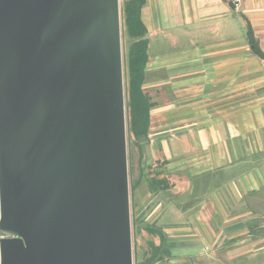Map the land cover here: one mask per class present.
<instances>
[{
  "label": "water",
  "instance_id": "water-1",
  "mask_svg": "<svg viewBox=\"0 0 264 264\" xmlns=\"http://www.w3.org/2000/svg\"><path fill=\"white\" fill-rule=\"evenodd\" d=\"M120 0H0V264H134Z\"/></svg>",
  "mask_w": 264,
  "mask_h": 264
},
{
  "label": "crops",
  "instance_id": "crops-1",
  "mask_svg": "<svg viewBox=\"0 0 264 264\" xmlns=\"http://www.w3.org/2000/svg\"><path fill=\"white\" fill-rule=\"evenodd\" d=\"M141 19V141L169 185L152 197L145 182L169 252L158 264H264V60L247 37L264 53V0H146Z\"/></svg>",
  "mask_w": 264,
  "mask_h": 264
},
{
  "label": "trees",
  "instance_id": "trees-1",
  "mask_svg": "<svg viewBox=\"0 0 264 264\" xmlns=\"http://www.w3.org/2000/svg\"><path fill=\"white\" fill-rule=\"evenodd\" d=\"M146 0H124L122 3L124 38L128 44L126 55V114L128 129L131 137L140 144L147 139L150 129V116L153 103L149 95L144 91L145 68L148 62V39L141 13ZM248 41L255 55L264 60V53L260 49L251 29L247 32ZM130 137V138H131ZM143 143V142H142ZM158 173H154L148 179V188L152 194L166 191L169 187L165 180H158ZM142 178L135 184V188L141 184ZM144 231L150 235L157 236L160 244H150V257L145 264H158L163 262L169 252L166 247V239L158 224H143Z\"/></svg>",
  "mask_w": 264,
  "mask_h": 264
},
{
  "label": "rangeland",
  "instance_id": "rangeland-1",
  "mask_svg": "<svg viewBox=\"0 0 264 264\" xmlns=\"http://www.w3.org/2000/svg\"><path fill=\"white\" fill-rule=\"evenodd\" d=\"M124 0H120L122 5ZM121 27H122V51H123V67H124V84H125V99H126V55L128 44L124 38V27H123V13L121 6ZM128 127V120H127ZM126 127V128H127ZM129 129L127 128V151H128V171H129V188H130V213H131V227H132V250H133V262L134 264H145L149 260L151 249L150 244H160V239L157 236H153L145 232L143 224H155L150 223V214L152 208H148L149 196L145 182L150 179L156 171L153 166L155 163L149 160L151 158V153L147 154V149L144 141L140 144L136 143L131 137ZM145 148L146 154H143V149ZM151 165V166H150ZM157 173V172H156ZM142 178L141 184L136 188L134 184ZM145 180V181H144ZM152 197H155L154 194ZM144 204V205H142ZM145 208V209H144ZM155 208V206H154ZM1 237V235H0Z\"/></svg>",
  "mask_w": 264,
  "mask_h": 264
},
{
  "label": "built area",
  "instance_id": "built-area-1",
  "mask_svg": "<svg viewBox=\"0 0 264 264\" xmlns=\"http://www.w3.org/2000/svg\"><path fill=\"white\" fill-rule=\"evenodd\" d=\"M243 0H233V6L237 10Z\"/></svg>",
  "mask_w": 264,
  "mask_h": 264
}]
</instances>
